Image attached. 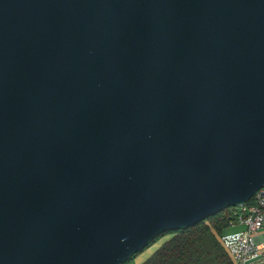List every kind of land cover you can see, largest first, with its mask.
I'll list each match as a JSON object with an SVG mask.
<instances>
[{
  "label": "water",
  "instance_id": "obj_1",
  "mask_svg": "<svg viewBox=\"0 0 264 264\" xmlns=\"http://www.w3.org/2000/svg\"><path fill=\"white\" fill-rule=\"evenodd\" d=\"M264 186V0H0V264H122Z\"/></svg>",
  "mask_w": 264,
  "mask_h": 264
},
{
  "label": "trees",
  "instance_id": "obj_2",
  "mask_svg": "<svg viewBox=\"0 0 264 264\" xmlns=\"http://www.w3.org/2000/svg\"><path fill=\"white\" fill-rule=\"evenodd\" d=\"M227 209L228 207L188 227L160 232L147 245L160 235L169 236L140 264H234L219 238L220 233L228 226Z\"/></svg>",
  "mask_w": 264,
  "mask_h": 264
},
{
  "label": "built area",
  "instance_id": "obj_3",
  "mask_svg": "<svg viewBox=\"0 0 264 264\" xmlns=\"http://www.w3.org/2000/svg\"><path fill=\"white\" fill-rule=\"evenodd\" d=\"M227 210L228 225H242L241 229L223 230L219 235L233 263L264 264V186L247 201Z\"/></svg>",
  "mask_w": 264,
  "mask_h": 264
},
{
  "label": "rangeland",
  "instance_id": "obj_4",
  "mask_svg": "<svg viewBox=\"0 0 264 264\" xmlns=\"http://www.w3.org/2000/svg\"><path fill=\"white\" fill-rule=\"evenodd\" d=\"M242 228V225L241 224H235V225H228L225 227V231H233V230H238V229H241ZM162 235H160L159 237H157L154 241H152L149 245L143 247L140 251H138L133 257H135L136 255H142L144 253H149L151 248H153L154 246H156V244L160 241V239L162 238L161 237ZM131 259L133 258H130L127 262L131 261Z\"/></svg>",
  "mask_w": 264,
  "mask_h": 264
},
{
  "label": "crops",
  "instance_id": "obj_5",
  "mask_svg": "<svg viewBox=\"0 0 264 264\" xmlns=\"http://www.w3.org/2000/svg\"><path fill=\"white\" fill-rule=\"evenodd\" d=\"M169 236V234H164L162 235L160 241L156 244V246H154L153 248H151L149 253H144L142 255H136L135 257H132L133 259H131V261L126 262L124 264H140L149 254H151V252L161 244V242H163L167 237Z\"/></svg>",
  "mask_w": 264,
  "mask_h": 264
},
{
  "label": "bare ground",
  "instance_id": "obj_6",
  "mask_svg": "<svg viewBox=\"0 0 264 264\" xmlns=\"http://www.w3.org/2000/svg\"><path fill=\"white\" fill-rule=\"evenodd\" d=\"M233 206H234V205H230V206H228V208H229V207H233Z\"/></svg>",
  "mask_w": 264,
  "mask_h": 264
}]
</instances>
